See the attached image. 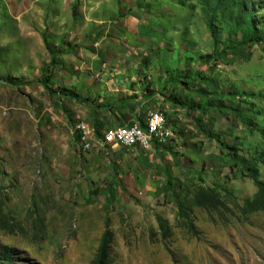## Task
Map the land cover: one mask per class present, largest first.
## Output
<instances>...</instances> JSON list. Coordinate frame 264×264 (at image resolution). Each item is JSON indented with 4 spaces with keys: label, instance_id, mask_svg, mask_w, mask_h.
<instances>
[{
    "label": "rangeland",
    "instance_id": "1",
    "mask_svg": "<svg viewBox=\"0 0 264 264\" xmlns=\"http://www.w3.org/2000/svg\"><path fill=\"white\" fill-rule=\"evenodd\" d=\"M207 6L0 0V264H96L106 230L107 264H264V210L235 205L256 187L228 148L264 180V43L218 55L227 28L218 13L213 42ZM147 109L165 113L164 143H103ZM198 185L227 209L192 205Z\"/></svg>",
    "mask_w": 264,
    "mask_h": 264
},
{
    "label": "trees",
    "instance_id": "2",
    "mask_svg": "<svg viewBox=\"0 0 264 264\" xmlns=\"http://www.w3.org/2000/svg\"><path fill=\"white\" fill-rule=\"evenodd\" d=\"M208 6L207 27L215 42L217 37V27L215 21L218 20L217 15L220 14L221 21H225L227 28V37L222 43V49L218 55L227 54L238 55L242 54V58H247L249 52L245 51L251 45L264 43V29L256 24V11L252 9V0H204ZM240 34L239 40H232L233 36ZM255 96V94H251ZM264 103V91L257 95ZM260 136L264 141V130L260 131ZM232 150L231 156L237 160L246 174L253 180L256 187V192L252 198L244 200L242 206L235 205L242 213L264 210V180L258 178L257 159L248 160L245 157H240L236 147H228ZM264 164V155L259 159ZM192 205L200 207L206 211H220L222 208L227 209V205L222 199L220 191L216 187L198 185L193 192ZM105 225H108V219L105 220ZM190 228L193 225L190 224ZM110 232L106 230L100 240L96 264H107L108 258V239Z\"/></svg>",
    "mask_w": 264,
    "mask_h": 264
},
{
    "label": "bare ground",
    "instance_id": "3",
    "mask_svg": "<svg viewBox=\"0 0 264 264\" xmlns=\"http://www.w3.org/2000/svg\"><path fill=\"white\" fill-rule=\"evenodd\" d=\"M154 112L158 113V115L156 122L153 124ZM167 125V118L163 111L159 109L149 110L145 125L142 126L137 123V125L132 124L131 126H128L132 127V134L125 133V128L109 129L105 132L103 143H117L123 145L124 147L139 145L144 150H148L151 148L152 143H164L172 136V134H174L172 132L173 130ZM77 129L79 140L81 138L83 140H80L82 143L81 146H83L85 150H90L95 144V141L91 140V136H93L91 129L83 122L77 126ZM112 131V140H109ZM133 136L136 137L135 140H133Z\"/></svg>",
    "mask_w": 264,
    "mask_h": 264
},
{
    "label": "crops",
    "instance_id": "4",
    "mask_svg": "<svg viewBox=\"0 0 264 264\" xmlns=\"http://www.w3.org/2000/svg\"><path fill=\"white\" fill-rule=\"evenodd\" d=\"M162 97V99H164V95H161ZM158 103H160V102H158ZM165 103H166V101H165ZM149 110H156V109H147L146 111H145V113H144V115H142V119H140V117H139V113H137V115H135V117L136 118H133L131 121H129L127 124H123V125H115V126H109V127H107L105 130H104V133L106 132V130H109V129H114V128H125V127H128V126H131L132 124H133V121L135 122V123H140L142 126L143 125H145V123H146V117H147V113H148V111ZM134 111H136V112H138V109H134ZM106 117V116H105ZM100 120H102V122H106L107 121V119L105 118H103V117H101L100 118ZM109 120V119H108ZM108 122V121H107ZM95 131H96V129H95ZM119 144H117V143H114L113 145H112V147L113 146H118ZM131 147H136V145H134V146H131Z\"/></svg>",
    "mask_w": 264,
    "mask_h": 264
},
{
    "label": "built area",
    "instance_id": "5",
    "mask_svg": "<svg viewBox=\"0 0 264 264\" xmlns=\"http://www.w3.org/2000/svg\"><path fill=\"white\" fill-rule=\"evenodd\" d=\"M157 115H158V113H155V112H154V121H153V124L156 122ZM133 125H137V123H135V122L133 121ZM125 133H130V134H132V127H125ZM112 134H113V131H112V133H111V135H110L109 140H112ZM135 139H136V137L133 136V140H135ZM80 140H82V138H81ZM82 141H83V140H82Z\"/></svg>",
    "mask_w": 264,
    "mask_h": 264
}]
</instances>
